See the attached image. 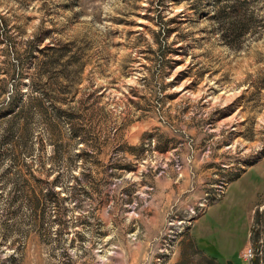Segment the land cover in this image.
<instances>
[{"label":"rangeland","instance_id":"rangeland-1","mask_svg":"<svg viewBox=\"0 0 264 264\" xmlns=\"http://www.w3.org/2000/svg\"><path fill=\"white\" fill-rule=\"evenodd\" d=\"M0 159V264H187L178 240L264 170V0H0Z\"/></svg>","mask_w":264,"mask_h":264},{"label":"crops","instance_id":"crops-1","mask_svg":"<svg viewBox=\"0 0 264 264\" xmlns=\"http://www.w3.org/2000/svg\"><path fill=\"white\" fill-rule=\"evenodd\" d=\"M257 170L258 175L255 177L252 172ZM261 180H264V170L260 167L258 169H250L245 173L242 178L233 182L226 190L223 199L216 203V205L209 208L204 215L198 219L188 233L183 235L177 242L175 248L176 262L180 263L188 260L187 264H234L229 261L230 257L234 254H238L240 259L243 252L250 246L252 240L250 234L253 229V223L256 219L257 212L264 209V181L261 185ZM237 191L233 194V197H229L228 193L230 188L235 187ZM234 209H241L243 211V219L247 228V239L249 240L244 245L241 253L232 250L233 247V234H223L228 243L223 246L221 238H216L221 234V229L217 226L220 221L227 219L229 213ZM233 217V214L229 216V220ZM260 234L264 231L259 232ZM228 238V240H227ZM259 239V234L255 235V240ZM193 251L198 255V259H195L190 254ZM244 260V259H243ZM245 261V260H244ZM247 262V261H246ZM250 264H264V259L261 261L259 258L254 261H248Z\"/></svg>","mask_w":264,"mask_h":264},{"label":"trees","instance_id":"trees-1","mask_svg":"<svg viewBox=\"0 0 264 264\" xmlns=\"http://www.w3.org/2000/svg\"><path fill=\"white\" fill-rule=\"evenodd\" d=\"M13 102L8 105V107H12ZM26 106H21L19 110L15 111L14 109L7 110V115H9L11 118L6 121L7 128L6 132L3 135L2 140L3 141H13V137L17 134H19L20 140L23 139V141L26 142V129H25V121L28 117V112H26ZM24 121V123H22ZM16 143V142H15ZM21 145V143H20ZM19 145V147H20ZM18 147V149H19ZM1 160V159H0ZM18 161V160H17Z\"/></svg>","mask_w":264,"mask_h":264},{"label":"built area","instance_id":"built-area-1","mask_svg":"<svg viewBox=\"0 0 264 264\" xmlns=\"http://www.w3.org/2000/svg\"><path fill=\"white\" fill-rule=\"evenodd\" d=\"M261 228L253 226L250 234V239L252 240L250 246L241 255L245 261H254L259 258L261 261L264 259V235L259 233ZM259 234V239L255 240V235Z\"/></svg>","mask_w":264,"mask_h":264}]
</instances>
